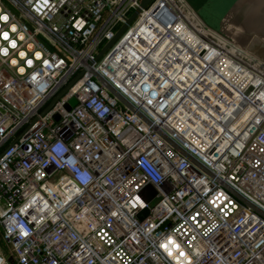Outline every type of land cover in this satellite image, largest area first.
Returning <instances> with one entry per match:
<instances>
[{
	"label": "built area",
	"instance_id": "obj_1",
	"mask_svg": "<svg viewBox=\"0 0 264 264\" xmlns=\"http://www.w3.org/2000/svg\"><path fill=\"white\" fill-rule=\"evenodd\" d=\"M141 3L0 0V264H264V65Z\"/></svg>",
	"mask_w": 264,
	"mask_h": 264
},
{
	"label": "water",
	"instance_id": "obj_2",
	"mask_svg": "<svg viewBox=\"0 0 264 264\" xmlns=\"http://www.w3.org/2000/svg\"><path fill=\"white\" fill-rule=\"evenodd\" d=\"M151 0H142L146 6ZM204 21L220 33L264 61V0H188ZM136 10L118 31L100 55L118 38L136 18ZM65 89L57 96L64 93ZM70 103L75 105L76 99ZM70 108V105H68Z\"/></svg>",
	"mask_w": 264,
	"mask_h": 264
},
{
	"label": "rangeland",
	"instance_id": "obj_3",
	"mask_svg": "<svg viewBox=\"0 0 264 264\" xmlns=\"http://www.w3.org/2000/svg\"><path fill=\"white\" fill-rule=\"evenodd\" d=\"M189 2V1H188ZM190 3V2H189ZM191 5V4H190ZM192 6V5H191ZM192 9L194 10L193 11H188L189 13V16L191 17V19L193 20H196V18H199L201 21H204V19L199 15V13L195 10V8L192 6ZM204 23H206L204 21ZM207 24V23H206ZM208 25V24H207ZM209 26V25H208ZM211 27V26H210ZM213 28V27H212ZM214 29V28H213ZM216 30V29H215ZM218 33L221 35L223 41L227 44H229L230 46H232L233 48L235 49H238L240 51H242L243 53L247 54V55H250L251 57H254L257 61L261 62L263 65H264V61H262L261 59H259L258 57H256L255 55H253L251 52H249L248 50H246L245 48H243L242 46H240L239 44H237L235 41L231 40L230 38H228L227 36H225L224 34L220 33L218 31ZM156 203V200H154L152 202V204L154 205ZM0 245L2 246V249L3 251L6 253V256L8 257L9 259V253H8V246L5 242H3L1 239H0Z\"/></svg>",
	"mask_w": 264,
	"mask_h": 264
}]
</instances>
